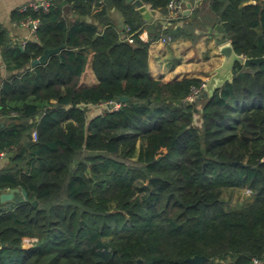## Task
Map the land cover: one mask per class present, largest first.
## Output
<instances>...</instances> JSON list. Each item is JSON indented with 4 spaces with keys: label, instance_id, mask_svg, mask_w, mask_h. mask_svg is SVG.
<instances>
[{
    "label": "trees",
    "instance_id": "trees-1",
    "mask_svg": "<svg viewBox=\"0 0 264 264\" xmlns=\"http://www.w3.org/2000/svg\"><path fill=\"white\" fill-rule=\"evenodd\" d=\"M141 1L161 17L147 22L114 0L118 24L103 0H50L17 15L38 21L37 41L20 49L0 28L10 63L8 75L0 71V153H11L0 192L27 194L0 202V264L264 259V62H236L210 96L200 78L163 82L147 64L151 42L193 38L218 19L221 41L246 58L263 56L264 0H198L191 14L168 20L169 0ZM89 57L97 82L80 85ZM191 87L201 91L188 100ZM121 95L127 100L112 107ZM240 188L248 197L227 208L223 191Z\"/></svg>",
    "mask_w": 264,
    "mask_h": 264
},
{
    "label": "crops",
    "instance_id": "crops-1",
    "mask_svg": "<svg viewBox=\"0 0 264 264\" xmlns=\"http://www.w3.org/2000/svg\"><path fill=\"white\" fill-rule=\"evenodd\" d=\"M180 1L183 4V12V10L187 8L186 4L190 0ZM42 2L49 3L50 0H0V28L5 31V35L10 43L17 44V46L22 49L24 46L37 41L35 28H33L30 23L25 24L24 21L26 19L23 20L22 18H18L17 15L20 13L22 6ZM146 6L149 10L153 9L147 4ZM63 9L68 19L73 20L76 17V14L72 12L69 5H64ZM192 9L193 6L191 4L190 11L187 14L181 13L187 16L191 14ZM110 11L115 20L118 21V24H120L122 15L115 12L114 5L113 9L110 8ZM153 11V14L149 12L144 13V18L147 22L161 17L158 10L153 9ZM82 19L85 21H95L92 17L88 16H84ZM216 22L217 21L211 24L209 22L204 26L201 32L196 29L193 38L187 35H180L169 43H164L159 39L151 42L148 47L147 57L150 76L163 82L178 80L185 77H197L205 82L211 74L212 69L217 66L221 60V55L218 53L217 47L224 41H221L219 36L216 35V33H218L215 30ZM91 64L92 59L89 57L84 71L78 79L80 85H92L97 82ZM8 65H10V63L4 61L0 52V71L2 78L10 73ZM98 110H103V106L100 105ZM88 112L91 116L99 113L95 110V107L91 108ZM6 154L7 153L3 152L0 153V169L8 164V158L11 154L9 156Z\"/></svg>",
    "mask_w": 264,
    "mask_h": 264
},
{
    "label": "water",
    "instance_id": "water-1",
    "mask_svg": "<svg viewBox=\"0 0 264 264\" xmlns=\"http://www.w3.org/2000/svg\"><path fill=\"white\" fill-rule=\"evenodd\" d=\"M127 2H131L133 6H135L139 13L142 14L143 17L144 13H151L153 14V9H148L146 4H144L141 0H125ZM103 2L111 9H113V0H103ZM192 4V0H190L186 6L187 8L183 10V14H187L190 11V6ZM215 30L220 33L223 31V27L220 24V20L218 19L215 24ZM64 47L63 44L59 46L52 47V48H45L42 53L31 60L30 65L34 66L37 64H42L47 61L49 56L54 53H58ZM218 53L221 55L220 63L215 66L209 77L206 79L203 91L201 93L202 96H210L213 91L221 86L225 80H228L232 76V68L234 64L240 63L244 66H248L249 64H259L264 62V55L260 57H251L246 58L241 54H237L232 44L229 40H226L218 45L217 47ZM127 100V96L121 95L115 102H124ZM30 136V134H28ZM11 153H7L6 155L9 156ZM235 163V162H234ZM27 196L26 191L24 188L14 187L7 191L0 192V202L12 200V201H20L25 199ZM33 204L36 203L35 200L32 201ZM206 258L204 256L195 255L193 257L187 258V261L191 264H203ZM136 264H142L141 258L136 259Z\"/></svg>",
    "mask_w": 264,
    "mask_h": 264
},
{
    "label": "built area",
    "instance_id": "built-area-1",
    "mask_svg": "<svg viewBox=\"0 0 264 264\" xmlns=\"http://www.w3.org/2000/svg\"><path fill=\"white\" fill-rule=\"evenodd\" d=\"M197 1L198 0H192V6H194ZM48 4H49L48 2L32 3V4H29V5L22 6L21 10L26 9L28 6L33 8V9H37L39 7H43L44 9H46ZM167 9H168V12H167V14L164 15V20H168V19L177 17L182 12L183 4H182V2L180 0H169L168 3H167ZM24 23L25 24L30 23V25L33 26V28H35L37 26V24H38V21L37 20L26 19L24 21ZM159 40H161L164 43H169V42L172 41L170 36L160 37ZM200 91H201V87H191V91L187 95V99L188 100H193V98L195 96H197L200 93ZM104 105L105 106H110V104H104ZM117 105H118V102L111 103L112 107H116ZM31 136L33 138H35V132H32ZM251 264H264V259L254 257L251 260Z\"/></svg>",
    "mask_w": 264,
    "mask_h": 264
},
{
    "label": "rangeland",
    "instance_id": "rangeland-1",
    "mask_svg": "<svg viewBox=\"0 0 264 264\" xmlns=\"http://www.w3.org/2000/svg\"><path fill=\"white\" fill-rule=\"evenodd\" d=\"M201 32V30L199 31ZM101 106H105V105H101ZM99 107H95V110L98 112H101L100 110H98ZM90 115V113H89ZM137 155V151L134 153L133 157L135 158ZM248 197V192L246 191V189H233V190H225L223 191L222 194V198L224 200V203L226 205V207L228 208V205L230 207H234L238 202H241L243 200H245Z\"/></svg>",
    "mask_w": 264,
    "mask_h": 264
}]
</instances>
